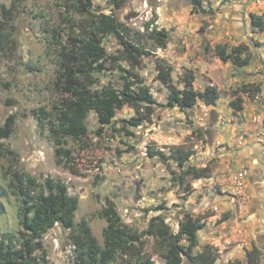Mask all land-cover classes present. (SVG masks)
I'll return each instance as SVG.
<instances>
[{"label":"rangeland","instance_id":"obj_1","mask_svg":"<svg viewBox=\"0 0 264 264\" xmlns=\"http://www.w3.org/2000/svg\"><path fill=\"white\" fill-rule=\"evenodd\" d=\"M91 1L95 12L112 15L132 32L143 34L148 23L168 32L165 49H153L152 56L134 67L120 63L149 88L156 101L153 114L140 126L128 127L126 134L122 121L136 116L133 108L118 110L105 127L90 112L85 129L71 128L63 139L72 160L57 165L55 140L41 124L47 121L37 115L44 110L51 118L53 106L66 96L54 86L58 64L43 33L51 27L66 30L65 10L57 0H0V7H12L10 20L0 11V127L9 115L15 118L10 137L0 140V233L18 230V203L5 173L12 166L38 181L51 177L64 183L78 198L74 223L85 220L99 246L106 226L100 213L111 202L137 235L154 216H162L174 232L183 214L204 216L194 253L209 246L214 264H247V253L256 247L259 264H264V181L257 177L264 169V32L252 30L249 21L250 13L264 14V0H200L198 5L194 0H127L119 8L111 0ZM216 45L227 50L246 46L248 66L221 62L214 55ZM103 47L108 55L121 48L112 36L104 39ZM156 59L171 67L175 83L192 71L194 88L213 86L218 100L211 106L198 103L186 112L167 107V89L155 79ZM105 66L93 89L120 86L117 71L109 62ZM244 85L260 90L245 94L240 92ZM237 97L243 100L241 112L230 106ZM171 146L192 151L188 164L209 167L210 178L174 184L170 170L179 172L175 165L148 155V149L168 155ZM187 185L191 191L185 195ZM157 207L161 209L155 211ZM72 237L58 225L48 231L35 252L39 263L75 264ZM140 240L142 245H135L140 257L165 264L153 238ZM116 264L127 262L119 258ZM183 264L189 261L184 258Z\"/></svg>","mask_w":264,"mask_h":264},{"label":"trees","instance_id":"obj_2","mask_svg":"<svg viewBox=\"0 0 264 264\" xmlns=\"http://www.w3.org/2000/svg\"><path fill=\"white\" fill-rule=\"evenodd\" d=\"M57 1L65 10L66 30L51 27L45 28L43 33H47L46 48L53 51L58 64L54 86L66 96L62 95L53 106L51 118L44 110L37 117L39 121H47L41 124L47 125L55 140L57 165L66 166L72 160V153L64 148L63 139L68 137V130L71 128L84 130L90 112L97 116L99 125L105 127L112 123L118 110L124 106L133 108L136 116L122 121L121 130L126 134H130L128 127H138L152 116L156 101L149 88L141 78L124 69L120 63L127 62L134 67L141 58L152 56L153 49H165L169 34L165 29L151 27L149 23L146 24L143 34L132 32L131 28L112 15L95 12L91 0ZM126 2L127 0H111L116 8ZM194 2L200 4V0ZM0 11L9 20L12 19V7L6 9L2 6ZM249 21L252 30L264 32V14L250 13ZM109 36L114 37L121 47L116 55L106 54L103 47L104 39ZM213 51L223 63L230 62L239 68L249 64V50L246 46L240 45L227 50L226 46L216 45ZM107 62L111 69L117 71L120 86L108 84L93 89L97 84L96 76L106 71ZM154 70L155 79L167 89V107L186 112L198 103L214 105L219 98L213 86L196 90L192 71L186 72L175 83L171 67L163 61L156 59ZM259 90L258 87L251 89L244 85L240 92L254 95ZM230 106L235 112H241L242 98L237 97ZM14 124V116L9 115L0 127V140L10 137ZM97 133L100 135V130ZM170 150L166 155L162 151L148 149V155L150 158H158L165 165L169 162L175 165L179 172L170 170L174 184L183 186L186 178L194 181L210 178L209 167L196 168L188 164L193 155L192 151L183 146H171ZM5 173L10 176V186L18 203V230L15 234L0 233V264H40L35 252L41 250L43 236L56 225L73 234L75 264H116L119 258L124 259L127 264H154L149 258L140 257V249L135 245H142L141 237L155 240L165 264H183L184 258L189 264L216 262L209 246H205L202 252L194 253L197 233L204 227V216L183 214L176 232L165 223L162 216H154L146 230L137 235L122 222L113 204L108 202L100 213L106 226L103 230V246H99L85 220L74 223L78 198L68 193L64 183L51 177L38 181L12 166ZM189 191V185L183 188L185 195ZM0 195L4 196V193ZM160 209L161 207H157L155 211ZM3 212L4 206L0 202V215ZM260 257V251L256 247L252 248L246 255L247 264H259Z\"/></svg>","mask_w":264,"mask_h":264},{"label":"flooded vegetation","instance_id":"obj_3","mask_svg":"<svg viewBox=\"0 0 264 264\" xmlns=\"http://www.w3.org/2000/svg\"><path fill=\"white\" fill-rule=\"evenodd\" d=\"M259 175H260V177H259ZM257 177L261 178L264 181V169L258 171V176Z\"/></svg>","mask_w":264,"mask_h":264},{"label":"built area","instance_id":"obj_4","mask_svg":"<svg viewBox=\"0 0 264 264\" xmlns=\"http://www.w3.org/2000/svg\"><path fill=\"white\" fill-rule=\"evenodd\" d=\"M262 93H264V89L262 90ZM255 120H257V119L255 118Z\"/></svg>","mask_w":264,"mask_h":264}]
</instances>
